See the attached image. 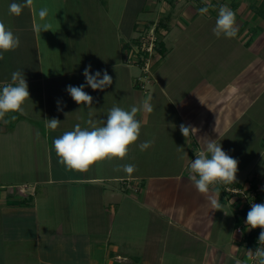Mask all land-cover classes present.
I'll use <instances>...</instances> for the list:
<instances>
[{"label":"crops","instance_id":"obj_1","mask_svg":"<svg viewBox=\"0 0 264 264\" xmlns=\"http://www.w3.org/2000/svg\"><path fill=\"white\" fill-rule=\"evenodd\" d=\"M112 1L103 7L91 0L90 6L102 12L103 20L99 21L116 24L111 50L118 56L109 61L107 57L99 58L97 42L87 40L97 37L91 34L94 29L87 21L88 14L73 22L69 13L67 21L66 7H73L72 0H63L65 9L58 15L63 16L62 20L49 11L47 22L58 26L41 34L35 32L34 24L43 23L38 10L45 6L49 9L47 0H34L33 8H24L19 16L10 15L8 8L23 0H0V20L20 39V46L3 53L4 59L0 60V87L11 82L12 72L23 71L30 96L38 94L42 98L44 117L51 118L53 112V118L61 121L56 130H49L51 142L43 136L39 139L49 151L44 175L15 185L16 190L0 191V264H236L237 260L240 264H255L248 252L257 248V243L251 244L248 239L251 230L246 220L242 226L235 223L236 212L232 213L220 189H244L253 184L264 187V156L260 154L264 153V14L253 18L254 27L238 26L236 38L221 37L224 42L217 43L212 32L216 14L201 16L197 10L170 15L171 8L178 10L182 0H153L154 7L164 4L162 12L170 11L163 16L171 25L168 28L160 24V32L166 31L167 35L165 53L154 64L153 77L139 84L141 71L135 74L137 68L127 64L121 39L122 34L135 37L138 20L124 26L126 20H118L110 12ZM218 1L219 6L227 4L238 9L239 20L244 18L242 10L256 5L254 0ZM150 2L145 3L149 6ZM73 4V8L83 7L81 1ZM257 4L264 5V0ZM72 32L82 40L75 46L76 53H88L85 48L96 51L93 56L101 63L96 71L107 70L113 79L103 91L85 86L93 97L91 107L77 105L66 91L68 85L85 84L83 71L88 66L86 60L66 69L68 61L63 58L60 36L63 33L62 40L70 46ZM56 65L61 69L57 71ZM149 96L153 111L138 112L140 137L126 159L98 162L86 173L69 171L58 162L53 148L55 138L74 130L78 123L88 127L90 119L102 126L113 106L130 110L132 106L140 107ZM71 103L77 106L76 115L68 117L63 106L70 107ZM50 104L57 108L50 111ZM65 117L68 119L63 121ZM22 118L26 117L16 119L13 128L1 130L17 135L28 127L38 132L34 125H22ZM181 124L198 131L186 139L180 132ZM207 138L216 139L239 162L236 183L217 186L221 210L211 209L207 197L189 179V162L203 149ZM144 141L154 143L141 151L138 145ZM36 147L26 145L33 156ZM122 164L136 166L131 177L114 171ZM18 189L27 196L22 197ZM224 212L235 222L224 223Z\"/></svg>","mask_w":264,"mask_h":264},{"label":"clouds","instance_id":"obj_2","mask_svg":"<svg viewBox=\"0 0 264 264\" xmlns=\"http://www.w3.org/2000/svg\"><path fill=\"white\" fill-rule=\"evenodd\" d=\"M206 6L199 8L201 16L208 14L210 8H214L209 0H203ZM34 0H23L22 3L13 2L9 5L10 15L19 16L24 8H33ZM49 16L48 7L38 10V17L43 23L34 24L37 34L50 31L52 25L47 22ZM212 32L216 38H236L239 32L236 13L228 5H220L215 26ZM20 46V39L13 33L2 20H0V60L4 59L3 53L16 50ZM85 84L79 86L68 85L66 91L78 105L91 107L93 97L84 89L89 86L93 91L105 90L112 85L113 79L107 70L96 71L92 74L91 65L84 71ZM30 98L29 86L23 71L16 70L11 74V82H5L0 88V121L7 123L5 116L9 113H24V104ZM152 97L145 98L140 107L132 106L125 110L119 106H113L107 113L102 126L91 119L87 121L88 127H81L78 123L74 130L66 131L53 140V148L58 157V162L69 171L86 173L98 162L111 159L124 160L128 157L129 150L136 145L140 137L142 122L138 120V112L151 113L153 106ZM58 110H61L58 108ZM67 115V114H66ZM91 115V113H90ZM15 119V116L12 117ZM46 128L56 130L61 121L52 118L45 119ZM180 132L187 139L197 133L192 126L181 124ZM153 141H144L138 145L141 151L152 146ZM180 148V147H178ZM264 156V153H260ZM238 160L223 150L221 143L216 139L207 138L202 150L195 153V159L189 162V179L195 189L204 196L211 209L221 210L218 185L236 183L238 172ZM114 171H123L129 177L136 171L133 164L118 165ZM264 191V187L261 188ZM225 213V212H224ZM225 215H227L225 213ZM249 230L260 228L258 244L264 245V203H252L245 221ZM255 264H264V247H257L255 251L248 250ZM236 264H240L237 260Z\"/></svg>","mask_w":264,"mask_h":264},{"label":"rangeland","instance_id":"obj_3","mask_svg":"<svg viewBox=\"0 0 264 264\" xmlns=\"http://www.w3.org/2000/svg\"><path fill=\"white\" fill-rule=\"evenodd\" d=\"M56 1V3L54 2ZM60 3H57L58 0H47L48 4H49V11L52 15V13L55 14V16H53L55 19L57 20H62L63 16H58L59 13L63 12L65 9V5L63 3V0H60ZM74 2L77 1H81L82 6H76V8L74 7ZM100 2V6H106V2L109 0H97ZM151 2L148 3L146 5V0H113L111 3V6L109 7L110 12L112 10L113 15H115L116 18H118V20H121L122 17L126 20V23H124V26L128 27L129 25H131L132 23L130 21H134L135 19L138 20V24L135 30V37H131V38H127L122 34V42L123 45L125 46L124 49V58L127 62V64L131 65V66H135V68H137L135 71V74L140 73V75L138 77H142L144 75V69L145 66H149V74L151 77H145V79L147 78H152L153 77V69L154 68V64L156 62H158L159 60L162 59V55H160L159 52V43L158 42H164L165 36L166 35V31L161 30L160 32V24H167V27L169 25H171L168 22V19H165L167 16H163V14H167V11L169 10H165L164 12H162L164 10V6L162 7L161 4L159 5L158 1H156V3L158 4L156 7H154L153 4V0H150ZM183 2H181L182 5L179 6L178 10L172 9L171 14H184L185 12L187 13H192L195 11H199V8L206 6L203 2V0H182ZM253 0H249V3H251ZM255 1V6H248L247 8L244 9V7L242 9L239 8V11L242 10L243 12V16L244 18H241L242 20L238 19V9H234L231 6H229L235 13H236V18H237V24L238 26H245L248 27H254V21L253 18L255 16H258V9H259V5L257 3L260 4V2H262L263 0L260 1ZM68 2L70 3L71 0H68ZM86 2L88 3L89 8L86 7ZM164 2H166V0H164ZM163 2V3H164ZM209 2L214 5V8H210L208 14H216L218 15V4L219 1L217 2V0H209ZM227 3H230V1H226ZM93 3H91V0H72V6L67 5L66 7V19L68 21L70 14H72V18H73V22L74 21H80L82 16L83 18H85L84 13L88 14V22H90V26H92V28L94 29L91 34L97 36L95 39H87L90 42H97V46L95 48V50H98L99 52V58L102 60L103 58L107 57V60L111 61L113 60L115 57H117L118 55L113 53L114 50L112 49V43H113V39H112V35L117 32V28H116V24L113 26L111 25H107L104 22H101L99 20H103L100 19L102 18V12H99V10L97 9V11H95L92 7H90ZM109 5V4H108ZM227 5V4H226ZM96 6V5H95ZM94 6V7H95ZM154 7V8H152ZM162 7V8H161ZM255 7V8H253ZM41 8V7H40ZM141 8H143L144 10H140ZM258 8V9H256ZM39 9V8H38ZM254 9V10H253ZM214 11L216 13H214ZM170 12V11H169ZM168 12V14H169ZM176 16V15H175ZM207 16V15H206ZM264 17V16H262ZM52 18V17H51ZM263 19V18H262ZM92 20V21H91ZM241 21H244V23H242ZM53 25L58 26V24L52 22ZM134 23V22H133ZM52 25V26H53ZM213 27V26H212ZM53 29H55L56 27H52ZM169 28V27H168ZM159 29V30H158ZM76 30V29H74ZM153 30V31H152ZM155 30V33H154ZM112 31V32H111ZM114 31V32H113ZM123 33V32H122ZM106 34V36H105ZM153 34V35H152ZM155 34V35H154ZM152 35V37L150 36ZM165 35V36H164ZM65 35L62 33L61 34V41H63V45L64 47V56L65 59L68 61V67L66 69H71L74 66H79L81 63L85 62L86 60L88 61V65H91V71L95 72L96 69L98 68L97 65L100 62H96V57L93 56L96 54L95 52H92L91 50H89V48H85L84 51L86 52V50H88V54L87 56L84 57V53L80 54L79 52L76 53V47L78 46V44L82 41L80 40L79 36L72 32L70 38L72 40H70V46L65 45L67 43L66 40H62L63 37ZM66 38V37H65ZM108 38V39H107ZM141 38L143 40V42L145 43V45H148V43H150L152 40L151 38H155V46L154 48L151 50V54L149 53V55H146V53L142 52V50L135 46L136 42H138V39ZM109 40V41H108ZM60 41V42H61ZM217 43L218 42H224L223 38L221 39H216ZM62 43V42H61ZM72 43V44H71ZM166 44V43H165ZM150 45V44H149ZM75 49H70L71 47H73ZM70 47V48H69ZM83 49V48H82ZM145 49H147V47L145 46ZM143 49V50H145ZM151 49V47L149 48ZM75 50V51H74ZM80 51V49H78ZM139 50L141 51L140 53ZM55 53H59L57 51H54ZM103 52V55H102ZM106 52L109 53L106 54ZM76 53V54H75ZM148 53V52H147ZM113 54H115L114 56H112ZM110 57V58H109ZM47 57H45L44 59H46ZM125 61L122 60L121 58V63H124ZM101 64V63H100ZM84 65V64H83ZM122 66V65H120ZM144 66V67H143ZM55 69H58L61 67H57L54 66ZM64 71V70H63ZM122 73V71H121ZM121 77H124V74H121ZM140 81H138L139 83ZM140 84V83H139ZM2 88V87H0ZM30 102H28L27 104H24V114H19V116L24 115V120L22 118V121H20V123L22 125H26L29 126L30 124L36 127V129L38 130V132L34 133L31 129H29L28 127L24 128L23 131L19 130L17 135H14L13 133L10 132H5L2 131L4 129H7L10 127V125L12 123H16V119H12L13 116H15V114H13V116H10L8 114V118L7 116H5V120H7V123H4L3 121H0V191H2L3 188H6L8 191L11 190V188L13 190H16V186L19 183H23V182H31L33 181V179H35L38 175H44L43 173V169L47 168V161L45 158V155L48 156L49 151H47V145L45 144V142L43 143V141L39 140L41 139V137L43 136L46 140H48V142L52 141V138L50 140V134L49 130L47 128V132H45V125H46V121H45V117H44V113H43V109H42V98L40 95L36 94L34 97L30 96L29 98ZM72 102V101H71ZM73 103L70 104V107L67 106H63L67 108V116H72V115H76V108L77 106L72 105ZM26 105V106H25ZM78 105V104H77ZM57 108L56 105L54 106L53 104H50V111H52L53 109ZM59 108V106H58ZM51 118L49 117L48 119H52L54 116V113H51ZM68 117H65L66 119H64L63 121L67 120ZM26 123V124H25ZM71 123H74L73 121ZM68 124V123H67ZM2 127V128H1ZM2 129V130H1ZM25 129L30 130V131H25ZM27 134H31V135H26ZM2 133V134H1ZM26 138V139H25ZM31 144L32 146L37 145V147L35 148L37 150V152L34 151V156L31 155V152L29 151V149L26 148V145ZM250 146L252 147L251 143ZM37 153V155H36ZM36 155V156H35ZM38 156V157H37ZM37 157V158H36ZM259 169V168H256ZM145 171H149V167H147L145 169ZM260 172V171H259ZM4 184L5 186L1 187V185ZM11 185V187H10ZM14 185V186H13ZM5 190V189H4ZM259 190H261L259 188ZM246 191H248L249 194H256L257 192H254L251 187L250 188H246ZM222 197H224L227 201H229L227 204L229 206H231V208L233 209L232 213L236 212L235 214H233L235 218H238L237 212L239 210H242L243 207L245 205L248 204V202L244 201L243 198L241 197H236V196H232L231 198L229 196H226L225 194H221ZM263 201V199L259 200L258 202ZM249 205V204H248ZM250 209V206H249ZM228 210H231L230 207ZM231 213V215H232ZM230 215V213H229ZM220 218V215H219ZM232 218V216H231ZM228 215L225 216V221H223L224 223L230 225V223H234V218L231 219ZM220 220V219H219ZM236 223V222H235Z\"/></svg>","mask_w":264,"mask_h":264},{"label":"trees","instance_id":"obj_4","mask_svg":"<svg viewBox=\"0 0 264 264\" xmlns=\"http://www.w3.org/2000/svg\"><path fill=\"white\" fill-rule=\"evenodd\" d=\"M255 8V7H254ZM256 9H258V8H256ZM260 10H263V11H260ZM258 14H264V5H262V6H260L259 7V9H258ZM161 25H163L162 23H161ZM161 25H160V27H161ZM165 25V24H164ZM166 26V25H165ZM159 30V29H158ZM159 43V52H160V55H162V54H164L165 53V46H164V43L163 42H158ZM135 45H137V46H140L141 45V41H140V38L138 39V42H136V44ZM144 53H146V55H149V53H147V52H144ZM13 114H15V119H20V116H19V114L18 113H9V115L10 116H13ZM14 123H12L10 126H11V128H13L14 127ZM251 189L254 191V192H257L256 193V198H257V200L259 199V200H261V199H264V191H261V190H259V188H258V185L257 184H253L252 185V187H251ZM221 191H222V193L223 194H225V195H228L230 198L232 197V196H235V195H233V194H230V193H228L224 188L223 189H220ZM250 209H249V205L247 204V205H245L244 207H243V209L242 210H239L238 212H237V215H238V218H236V223L238 224V225H243V222H244V220H246V218H247V213H248V211H249ZM245 227V229H246V226H244ZM260 232H261V229L260 228H256V229H252L251 231H250V233H249V235H248V239H249V241H250V243L252 244V243H257V241H258V237H259V235H260Z\"/></svg>","mask_w":264,"mask_h":264},{"label":"built area","instance_id":"obj_5","mask_svg":"<svg viewBox=\"0 0 264 264\" xmlns=\"http://www.w3.org/2000/svg\"><path fill=\"white\" fill-rule=\"evenodd\" d=\"M153 31V30H152ZM154 33H155V30H154ZM153 35V34H152ZM152 35H150L151 37H152ZM155 35V34H154ZM151 42L150 43H148V45H145V43L143 42V40L140 38V41H141V45L140 46H137V45H135V46H137V47H139L141 50H142V52H148V53H150L151 54V50L154 48V46H155V38H151ZM150 44V45H149ZM145 46L147 47V49H145ZM151 47V49H149ZM143 49H145V50H143ZM141 51L139 50V52L138 53H140ZM144 67V66H143ZM149 66H145V69L143 70L144 71V75L142 76V77H139L138 78V81H140V82H142L143 80H144V78L145 77H149L150 76V74H149ZM143 88L145 87L144 85L142 86ZM224 189L228 192V193H230V194H233V195H235L236 197H241V198H243L244 199V201H246V202H248V204H249V206L251 207V204L252 203H264V199H263V201H261V202H258V200H257V198H256V194L254 193V194H249L248 193V191H246V188H233V187H230V186H224ZM19 190V192H20V194H21V196L22 197H26L27 196V194L24 192V191H21V189H18ZM264 247V245H259L258 244V241H257V247Z\"/></svg>","mask_w":264,"mask_h":264}]
</instances>
